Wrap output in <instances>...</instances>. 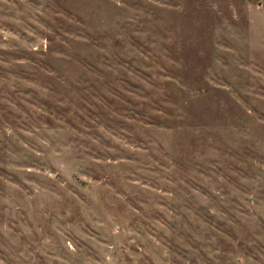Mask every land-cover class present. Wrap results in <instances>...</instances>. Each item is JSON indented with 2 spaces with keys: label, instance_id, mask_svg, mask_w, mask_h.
<instances>
[{
  "label": "rangeland",
  "instance_id": "1",
  "mask_svg": "<svg viewBox=\"0 0 264 264\" xmlns=\"http://www.w3.org/2000/svg\"><path fill=\"white\" fill-rule=\"evenodd\" d=\"M0 264H264V0H0Z\"/></svg>",
  "mask_w": 264,
  "mask_h": 264
}]
</instances>
